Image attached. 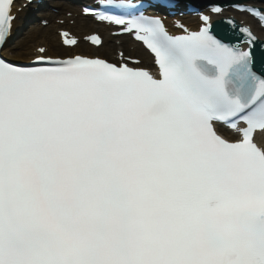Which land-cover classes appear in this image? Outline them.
I'll return each instance as SVG.
<instances>
[{
  "label": "snow or ice",
  "instance_id": "obj_1",
  "mask_svg": "<svg viewBox=\"0 0 264 264\" xmlns=\"http://www.w3.org/2000/svg\"><path fill=\"white\" fill-rule=\"evenodd\" d=\"M13 5L0 0V48ZM100 5L85 14L142 42L158 71L123 53L119 65L44 47L29 63L0 56V264H264L257 37L229 19L242 37L224 43L203 13L198 31L178 22L187 34L175 35L152 14L186 0Z\"/></svg>",
  "mask_w": 264,
  "mask_h": 264
},
{
  "label": "bare ground",
  "instance_id": "obj_2",
  "mask_svg": "<svg viewBox=\"0 0 264 264\" xmlns=\"http://www.w3.org/2000/svg\"><path fill=\"white\" fill-rule=\"evenodd\" d=\"M237 17L239 19H248L246 16L244 15H237ZM93 28H96V30L101 31V33L105 36V43L102 47H104V50H108L110 48L113 47V45L111 44L112 41V37H110L108 35V31L107 28L105 26L102 25H97L94 24L90 18H84V17H80V19L77 20L76 24L74 27H71L72 31L78 32L80 34L87 32L89 30H92ZM253 29V31L255 32V34H257V36L261 39L264 38V30L262 29ZM84 34L80 35L83 36ZM122 45L124 47H127V42H129V39L122 38ZM44 41L46 42L45 44L50 46L51 42L53 45L55 44V42L57 41L55 37H53L48 31L47 28H43V27H39L37 29L31 30L29 32H27L26 37L23 39V41L17 43L11 50H7L6 51V56L8 58H11L13 60H27L28 58L25 57L26 54L28 53H32V48H30V45L35 44V42H41L44 43ZM31 42V43H30ZM84 45V44H82ZM100 47V48H102ZM55 48V47H54ZM99 48V49H100ZM94 50V49H93ZM137 52L139 53L138 57H144L145 59H149L150 57L147 55V53L139 47V49L137 50ZM146 61V60H145Z\"/></svg>",
  "mask_w": 264,
  "mask_h": 264
},
{
  "label": "rangeland",
  "instance_id": "obj_3",
  "mask_svg": "<svg viewBox=\"0 0 264 264\" xmlns=\"http://www.w3.org/2000/svg\"><path fill=\"white\" fill-rule=\"evenodd\" d=\"M47 31L50 32V34H51L53 37L56 38V35H55L54 33H52V31H51L49 28H47ZM20 41H22V40H20ZM30 43H31V42H30ZM38 43H39V42H35V44H32V45L36 46ZM32 45H30V48H31ZM112 48L114 49V46H113ZM52 54H56V52L54 51V52H52ZM29 55H30V54L28 53V54L25 55V57H27V56H29Z\"/></svg>",
  "mask_w": 264,
  "mask_h": 264
},
{
  "label": "water",
  "instance_id": "obj_4",
  "mask_svg": "<svg viewBox=\"0 0 264 264\" xmlns=\"http://www.w3.org/2000/svg\"><path fill=\"white\" fill-rule=\"evenodd\" d=\"M233 1H236V0H233ZM239 1H242V0H239Z\"/></svg>",
  "mask_w": 264,
  "mask_h": 264
}]
</instances>
